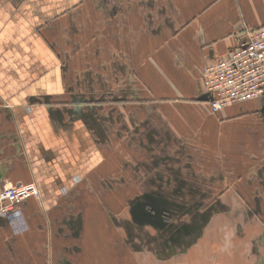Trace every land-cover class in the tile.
Wrapping results in <instances>:
<instances>
[{"label":"crops","instance_id":"crops-1","mask_svg":"<svg viewBox=\"0 0 264 264\" xmlns=\"http://www.w3.org/2000/svg\"><path fill=\"white\" fill-rule=\"evenodd\" d=\"M264 0H0V264H264V100L205 66ZM112 100L105 102L106 96Z\"/></svg>","mask_w":264,"mask_h":264},{"label":"built area","instance_id":"built-area-1","mask_svg":"<svg viewBox=\"0 0 264 264\" xmlns=\"http://www.w3.org/2000/svg\"><path fill=\"white\" fill-rule=\"evenodd\" d=\"M202 81L213 113L254 99L264 100V25L245 31L235 48L202 70ZM35 182L21 183L0 192V218L26 228L19 204L39 196Z\"/></svg>","mask_w":264,"mask_h":264},{"label":"rangeland","instance_id":"rangeland-1","mask_svg":"<svg viewBox=\"0 0 264 264\" xmlns=\"http://www.w3.org/2000/svg\"><path fill=\"white\" fill-rule=\"evenodd\" d=\"M112 99H113L112 96L107 95V96H106V99H105V102L108 103V100H112Z\"/></svg>","mask_w":264,"mask_h":264},{"label":"water","instance_id":"water-1","mask_svg":"<svg viewBox=\"0 0 264 264\" xmlns=\"http://www.w3.org/2000/svg\"><path fill=\"white\" fill-rule=\"evenodd\" d=\"M206 99L208 100V97L206 96Z\"/></svg>","mask_w":264,"mask_h":264}]
</instances>
